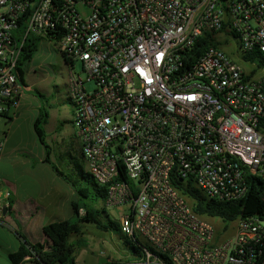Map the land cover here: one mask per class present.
<instances>
[{
    "label": "built area",
    "instance_id": "obj_1",
    "mask_svg": "<svg viewBox=\"0 0 264 264\" xmlns=\"http://www.w3.org/2000/svg\"><path fill=\"white\" fill-rule=\"evenodd\" d=\"M205 34L223 47L201 51ZM29 40L73 68L75 137L105 205L128 208L122 233L156 253L139 264H264V210L218 228L173 184L236 202L264 182V66L246 70L227 49L264 58V0H0V119L29 90L18 70Z\"/></svg>",
    "mask_w": 264,
    "mask_h": 264
},
{
    "label": "rangeland",
    "instance_id": "obj_2",
    "mask_svg": "<svg viewBox=\"0 0 264 264\" xmlns=\"http://www.w3.org/2000/svg\"><path fill=\"white\" fill-rule=\"evenodd\" d=\"M235 42V41H233ZM232 57L246 70L250 64L240 58L237 44L227 47ZM23 76L31 87L23 97L19 114L10 118L0 119V138L5 142V154L0 158V177L20 195H16L19 203L25 202L28 195L44 202L48 209L57 214L60 219L73 220L74 215L69 203L70 194H76L72 187L59 177L48 164L39 165L33 170L31 163L45 156L44 147L39 142L35 132L34 123L39 110L46 106L49 112L48 123L45 125L47 140L53 147V161L61 155L62 150H70L73 157L83 165L85 174L89 167L81 159V152L73 129V105L69 100L68 77L73 69L59 53L56 46L48 41L39 45L38 52L29 62L20 64ZM80 71V65L74 68ZM91 90L92 84L87 85ZM44 98H41L38 93ZM69 158L64 157L61 166L66 168ZM72 189V191H70ZM63 197L60 206H54L55 198ZM98 208L104 209L101 221L104 224L112 222L118 227L103 229L96 223L83 224V238L87 245L75 247V258L79 264H108L109 261L122 264L129 263L131 249L125 244V238L120 231L121 218L129 211L127 207H109L104 202H99ZM215 225L220 228L223 223L215 220ZM232 233V228L225 232V236ZM40 236V232L36 233ZM29 240H31L28 237ZM140 244L145 241L140 238ZM26 245L17 232L0 224V264H11L9 252L14 251L19 244Z\"/></svg>",
    "mask_w": 264,
    "mask_h": 264
},
{
    "label": "trees",
    "instance_id": "obj_3",
    "mask_svg": "<svg viewBox=\"0 0 264 264\" xmlns=\"http://www.w3.org/2000/svg\"><path fill=\"white\" fill-rule=\"evenodd\" d=\"M211 46L223 47L221 43L215 42L210 34H205L197 43V48L201 51H205ZM38 49V42L29 40L24 48L20 64L32 61ZM240 58L245 62L257 59L258 65L264 66L263 56L257 55V53L243 54L240 55ZM18 70L20 79L25 82L23 70L20 67ZM38 95L44 98L40 92ZM8 118L12 119L11 117ZM48 119V109L46 106H42L34 123L35 132L45 150L43 162L50 165L53 171L69 184L76 194V197L72 200L74 219L60 220L47 224L44 227L46 240L36 243L25 240L26 245H22L18 251L10 254L9 258L12 264H24L26 258L31 259L36 264H77L75 247L87 245L86 240L83 238L84 223H96L103 229L111 227L118 229L112 222L104 224L101 221L104 209L98 208V204L105 201L107 187L99 185L90 173L85 174L83 165L73 157L68 149L61 151L57 163L53 161V147L47 140V132L45 130ZM79 150L81 159L85 162L81 147ZM66 156L69 158V163L66 168H63L61 162L64 161ZM33 162L35 164V161ZM173 184L180 194L188 200L195 212L210 220H218L225 223L228 228L236 220L250 215L262 214L264 210V182L259 180L251 187L244 199L236 202H219L209 199L195 184L182 180L175 175L173 176ZM80 209H84V214H80ZM120 231L122 232L121 228ZM123 237L125 238V244L131 249L132 253L130 256L134 264L148 261L146 250L156 254L149 248L147 243L140 244L137 237L130 238L124 234ZM161 258L165 264H171L167 257L161 255ZM150 262H153L152 258H150Z\"/></svg>",
    "mask_w": 264,
    "mask_h": 264
},
{
    "label": "crops",
    "instance_id": "obj_4",
    "mask_svg": "<svg viewBox=\"0 0 264 264\" xmlns=\"http://www.w3.org/2000/svg\"><path fill=\"white\" fill-rule=\"evenodd\" d=\"M30 91H31V87L29 86V90L27 92ZM18 114H19V110L16 116ZM4 154H5V150L3 154L0 156V158ZM43 158L44 156L40 160L35 161V164L34 162L31 163V167L33 170H36L39 165L46 164L43 162ZM0 179L2 180L0 184V205L4 202L3 200L1 201L4 191L9 190L12 193V197H11L12 207L8 209L6 213L5 223L0 222V224L14 232H17L23 240H27L31 243L44 242L46 240L44 234V227L52 222L66 220V219H60L57 214H54L52 211H50V209H48L49 206H47L44 202H41L39 199L37 200L36 198H33L30 195H28V197L25 198L26 200L25 202L19 203V200H17L16 195H20V193L13 190L11 187H9L8 184L6 185V183L1 177ZM70 191H72V189H70ZM62 199L63 197H60L59 199L55 198L53 201V205L60 206ZM73 199H74L73 195L70 194L69 203L71 206L72 213H73L72 210ZM37 232H40L39 237L36 236ZM28 237L31 240H29ZM22 245L23 244L20 243L14 251L9 252V256L11 253L18 251ZM127 262L129 263L126 264H134L131 256L128 257ZM112 263L122 264L119 262H114L113 260L108 262V264H112ZM24 264H36V263L32 262L31 259L26 258ZM77 264L79 263L77 262Z\"/></svg>",
    "mask_w": 264,
    "mask_h": 264
},
{
    "label": "water",
    "instance_id": "obj_5",
    "mask_svg": "<svg viewBox=\"0 0 264 264\" xmlns=\"http://www.w3.org/2000/svg\"><path fill=\"white\" fill-rule=\"evenodd\" d=\"M4 212H5V213L7 212V209H6V208L4 209Z\"/></svg>",
    "mask_w": 264,
    "mask_h": 264
}]
</instances>
